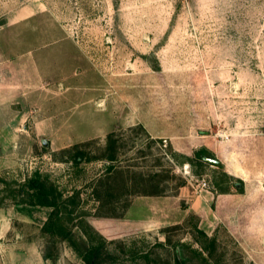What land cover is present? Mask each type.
Segmentation results:
<instances>
[{"label": "rangeland", "instance_id": "rangeland-1", "mask_svg": "<svg viewBox=\"0 0 264 264\" xmlns=\"http://www.w3.org/2000/svg\"><path fill=\"white\" fill-rule=\"evenodd\" d=\"M36 174L67 201L53 217L79 250L23 196ZM202 178L242 204L211 240L195 216L116 236L89 223L154 192L199 194ZM258 204L264 0H0V264H85L89 246L98 264H264Z\"/></svg>", "mask_w": 264, "mask_h": 264}, {"label": "crops", "instance_id": "crops-1", "mask_svg": "<svg viewBox=\"0 0 264 264\" xmlns=\"http://www.w3.org/2000/svg\"><path fill=\"white\" fill-rule=\"evenodd\" d=\"M151 137L157 138L153 135ZM187 187L189 186L180 187L175 194L137 197L127 205L121 216L98 215L90 219L89 223L104 236H116L121 234L123 224L125 229L148 227L156 230L182 224L191 216H195L198 218L200 228L203 226L210 238L217 234L220 223L229 221L227 212L231 208L235 209L236 206H239L240 210L242 208L239 194L232 187L230 191L213 187L199 194H190ZM260 205L258 204L254 219L258 225L259 222H264V209L260 210ZM262 206L264 208V205Z\"/></svg>", "mask_w": 264, "mask_h": 264}, {"label": "trees", "instance_id": "trees-1", "mask_svg": "<svg viewBox=\"0 0 264 264\" xmlns=\"http://www.w3.org/2000/svg\"><path fill=\"white\" fill-rule=\"evenodd\" d=\"M109 150H115L113 148V141H112V134L109 135ZM72 153L71 158L75 162H79L86 158V154L81 151L79 145L74 146L71 150ZM200 154H207L206 152L202 151ZM201 156V155H200ZM202 159V158H201ZM90 160V159H88ZM107 160L112 162L113 164L119 162V154L117 149L115 152L111 153ZM116 169V165H113L109 168L110 172ZM23 196L26 195L27 203L30 206L34 207H44V208H52V214L46 223L45 229L49 230L50 232L57 233L67 239L73 247L77 246V243L73 239V234L71 231H68L64 226H62L58 220L54 219L53 216L58 215L60 205L64 206L67 201H61V194L58 193L56 186L50 182L49 180L42 179L38 174L34 175L30 179L27 180L25 185H22ZM163 194L165 192H162ZM161 192H154L147 195H163ZM200 233L205 237L207 240L210 239L206 233L200 231ZM211 240V239H210ZM214 242V241H212ZM102 255L101 247L100 246H89L84 252H80V256L83 258L85 264H98V260Z\"/></svg>", "mask_w": 264, "mask_h": 264}, {"label": "built area", "instance_id": "built-area-1", "mask_svg": "<svg viewBox=\"0 0 264 264\" xmlns=\"http://www.w3.org/2000/svg\"><path fill=\"white\" fill-rule=\"evenodd\" d=\"M196 182H198V187L200 189V192L210 189V182L205 178H202L201 180L197 179Z\"/></svg>", "mask_w": 264, "mask_h": 264}, {"label": "water", "instance_id": "water-1", "mask_svg": "<svg viewBox=\"0 0 264 264\" xmlns=\"http://www.w3.org/2000/svg\"><path fill=\"white\" fill-rule=\"evenodd\" d=\"M203 161L207 162V163H210L212 165H216V166H220L221 165V162L216 159V158H212V157H207V156H202L201 157Z\"/></svg>", "mask_w": 264, "mask_h": 264}]
</instances>
